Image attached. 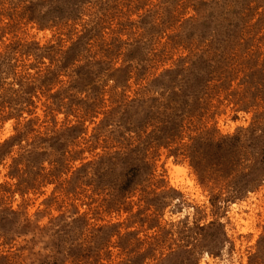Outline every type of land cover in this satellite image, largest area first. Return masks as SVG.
<instances>
[{
    "label": "rangeland",
    "instance_id": "374dc122",
    "mask_svg": "<svg viewBox=\"0 0 264 264\" xmlns=\"http://www.w3.org/2000/svg\"><path fill=\"white\" fill-rule=\"evenodd\" d=\"M264 264V0H0V264Z\"/></svg>",
    "mask_w": 264,
    "mask_h": 264
},
{
    "label": "bare ground",
    "instance_id": "6f19581e",
    "mask_svg": "<svg viewBox=\"0 0 264 264\" xmlns=\"http://www.w3.org/2000/svg\"><path fill=\"white\" fill-rule=\"evenodd\" d=\"M202 264H205V263H202Z\"/></svg>",
    "mask_w": 264,
    "mask_h": 264
}]
</instances>
